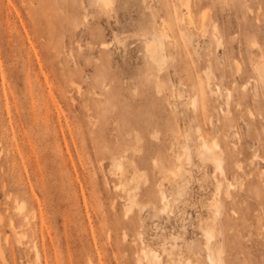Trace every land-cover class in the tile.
<instances>
[{
    "label": "rangeland",
    "instance_id": "obj_1",
    "mask_svg": "<svg viewBox=\"0 0 264 264\" xmlns=\"http://www.w3.org/2000/svg\"><path fill=\"white\" fill-rule=\"evenodd\" d=\"M184 2L0 0V264H264V0Z\"/></svg>",
    "mask_w": 264,
    "mask_h": 264
},
{
    "label": "bare ground",
    "instance_id": "obj_2",
    "mask_svg": "<svg viewBox=\"0 0 264 264\" xmlns=\"http://www.w3.org/2000/svg\"><path fill=\"white\" fill-rule=\"evenodd\" d=\"M98 2H100L102 5L104 6H110L111 4V0H98ZM184 6H185V14H186V18L188 17H191V0H185L184 2ZM204 16V15H202ZM201 16V17H202ZM203 18V17H202ZM201 18V19H202ZM192 19V17L190 18V20ZM202 21V20H201ZM202 23V22H201ZM192 25V24H191ZM190 26V25H189ZM203 26V25H202ZM179 41V40H178ZM154 46V45H153ZM153 49V48H152ZM154 51V50H153ZM154 54V53H153ZM259 58H257L256 60L253 61V71H254V74H255V83L258 84V83H261V84H264V54H260L258 56ZM197 86H198V83H197ZM256 86V85H255ZM200 88V87H199ZM256 88V87H255ZM198 89V88H197ZM229 93V92H228ZM198 93H196V97L195 99L197 100L198 96H197ZM201 98V97H200ZM213 141V140H212ZM216 147L217 144L216 142H211V144H209L206 140H203V148L205 150H209L211 149V147ZM178 160L181 161V159L178 157ZM215 164H216V167H219L220 168V161L219 160H214ZM164 198V197H163ZM214 214H218V208L217 206L215 205L214 207ZM206 236V239L208 240L210 238V234L206 233L205 234ZM148 259H149V262L152 263V264H157L158 263V256L156 254V252H152L150 251L148 253ZM209 260L211 262V264H222V261L220 258H218L215 261L212 260L211 257H209Z\"/></svg>",
    "mask_w": 264,
    "mask_h": 264
}]
</instances>
